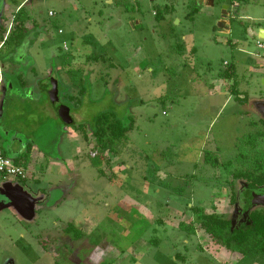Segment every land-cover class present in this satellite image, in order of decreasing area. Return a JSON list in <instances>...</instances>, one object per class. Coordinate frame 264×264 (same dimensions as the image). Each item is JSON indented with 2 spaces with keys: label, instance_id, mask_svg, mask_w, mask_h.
Instances as JSON below:
<instances>
[{
  "label": "rangeland",
  "instance_id": "rangeland-1",
  "mask_svg": "<svg viewBox=\"0 0 264 264\" xmlns=\"http://www.w3.org/2000/svg\"><path fill=\"white\" fill-rule=\"evenodd\" d=\"M235 6L227 0L24 2L27 29L40 35L26 47L23 67L13 66L6 79L16 93L14 77L21 73L47 102L49 80H61L60 103L71 108L75 124L28 100L19 119L0 120L10 136L31 140L43 165L63 166L62 172L29 169L25 182H0V264H71L55 253L57 241L70 237L68 224L76 236L84 233L82 243L93 253L102 251L94 260L88 254L89 264H264V254L219 246L197 223L201 214H217L235 227L250 211L264 210L263 204L248 210L246 183L233 181L224 166L236 165L239 140L260 130L252 123L264 119V50L257 45L264 42V0ZM16 9L6 11L10 19ZM233 69L235 79L222 78ZM234 89L248 100L238 101ZM106 112L125 123L132 118L133 129L105 155V168L102 158L90 156H100L91 131ZM207 153L221 165L207 164ZM8 188L29 196V216L7 198Z\"/></svg>",
  "mask_w": 264,
  "mask_h": 264
},
{
  "label": "trees",
  "instance_id": "trees-1",
  "mask_svg": "<svg viewBox=\"0 0 264 264\" xmlns=\"http://www.w3.org/2000/svg\"><path fill=\"white\" fill-rule=\"evenodd\" d=\"M25 0H22L24 2ZM250 0H227L229 5H234L235 3H246ZM18 6V2H16ZM163 11L158 10L155 13L156 19L161 21L163 18ZM193 14V13H191ZM15 25H22L23 22L29 19L28 15L24 10H20L15 13ZM193 20V19H192ZM21 31V29H19ZM232 76L236 77L234 69L231 71H226L222 78L229 79ZM230 77V78H232ZM236 80L233 83V87H236ZM233 95L236 96L237 100L243 101L240 98V93L237 90H233ZM254 127H261L260 130L247 135L239 140L240 152L236 158V165L233 162H228L224 164L226 169L230 171L232 180H240L246 183L245 189L248 191L247 196L249 198V203L251 204V199L256 195L258 191L264 189V119L259 121V123H252ZM84 128L85 126H81ZM85 129V128H84ZM133 129V119L130 118L128 123L121 121L116 113L106 112L98 115L95 120L93 128V136L95 137L97 145L100 147L101 152H104L107 148L110 150L115 149V145L127 138L129 131ZM4 153L7 155L5 150ZM102 156L95 157V161ZM205 162L214 167L220 166L221 162L219 159L212 155V153H207L205 155ZM16 165H19L17 161H14ZM238 197V194L236 198ZM234 199V202L237 199ZM198 224L201 229H203L208 236L217 245L222 246L229 250H234L241 255L249 254H264V210H252L249 213L248 219L245 222H241L237 226H233L231 220L217 214H201L197 218ZM181 228L195 230L194 225H182ZM77 231V237H81V234Z\"/></svg>",
  "mask_w": 264,
  "mask_h": 264
},
{
  "label": "flooded vegetation",
  "instance_id": "flooded-vegetation-1",
  "mask_svg": "<svg viewBox=\"0 0 264 264\" xmlns=\"http://www.w3.org/2000/svg\"><path fill=\"white\" fill-rule=\"evenodd\" d=\"M15 2H18V0ZM15 5L17 6V8H19L18 11H20V10L25 11V7H23V5H20V6H18L17 4H15ZM12 6L10 4L6 5L4 0H0V68L3 67L4 73L7 72V69H10L13 66L19 65L20 67H23V64L25 63L24 59H25V52L27 49L26 47H27L28 40L29 39L32 40L33 38L35 39L36 36L38 37L40 35V33H37L39 31V29H37L35 27H33V29L31 31H29L27 29V23H28L29 19L25 20L22 25H19V24H17V26L15 25L16 16L14 15L13 18L10 19V17L6 14V11H8V9L12 8ZM25 13H26V11H25ZM19 29H21V31ZM34 35H36V36H34ZM4 50H7V51H4ZM26 56H28V54H26ZM14 81L18 87V90H16V93L13 92L14 91L13 90L14 89L13 84L8 83V81L6 79V75H3L2 88L1 89L4 88L5 92L8 93V97L5 98L6 110L4 111L3 117L6 116L11 121H14L16 118L19 119L23 115V111L26 109V107L24 106L23 102L20 99L25 98V95L27 92V81H25L24 76L21 73L17 74L14 77ZM60 81L61 80H59V82ZM6 86H10L11 91H7ZM10 92H12L16 95H14V94L9 95ZM68 98L72 100V97H69V95H68ZM66 107L69 108V110H70V116H71V119L73 121L71 124H75V121L72 117L71 108L69 106H65V104L64 105L61 104V109L66 108ZM57 115H59V113ZM59 118H60V116H59ZM71 124H69V125H71ZM81 126H83V125H80L79 127H81ZM84 131L85 130H83V133H84ZM91 132L93 134V131H91ZM2 138H1V140H2ZM6 140L4 142H2V144L3 143L7 144L8 141H6ZM29 145H30V143H28V144L26 143L25 147L26 146L29 147ZM108 152L114 153L115 149L112 151V150H110V148H107L104 152H101V149H100L99 154H100V156H102V166L101 167L105 166V168H106V166L109 163V160L105 159V155ZM90 157H91V159H94L92 157V155ZM101 172L103 175H107V173L105 174V171L102 169H101ZM257 194H259V193H257ZM252 207L253 206H250L248 208V210L251 209ZM240 216L242 218H244V214L238 215L239 219H240ZM247 219H248V217H247ZM76 230H77L76 226H74L72 224H68L64 228V232L67 233V235L70 236L71 238L68 237V239H65V240H58L56 243V248H59V250L55 249L56 252L55 251L54 252L58 255L61 254V255H59L60 258H63L65 256L67 258V263L89 264L88 263L89 259L87 257H89V255H90V258L92 259V257H93V260H94L95 254L96 255H97V253L102 254V251L100 250V251H96V253L95 252L93 253L94 249L93 250L90 249L93 246H88L86 243H84V244L82 243L86 239V236L84 235V233L81 235V237L78 238L75 234ZM68 232L69 233L73 232V233H71L69 235ZM75 243H79L80 245L76 248L74 246ZM89 250L91 251L90 253H88ZM101 256L102 255H98L97 258H100Z\"/></svg>",
  "mask_w": 264,
  "mask_h": 264
},
{
  "label": "crops",
  "instance_id": "crops-1",
  "mask_svg": "<svg viewBox=\"0 0 264 264\" xmlns=\"http://www.w3.org/2000/svg\"><path fill=\"white\" fill-rule=\"evenodd\" d=\"M15 1H17V0H12V3H11V5H15ZM22 1V0H21ZM25 1H27V0H25ZM24 1V2H25ZM24 2H18L19 4H21V5H23V7H24ZM235 5H237V3H235L233 6H235ZM236 7V6H235ZM19 10V8H17L16 9V11H14V13H16L17 11ZM15 15V14H14ZM223 23V25H222V29H225V32H228L229 31V29L228 28H226V22H222ZM264 28H261L260 29V33H259V37L262 35V36H264V33H262V30H263ZM60 33H62V31H60ZM12 68V67H11ZM10 68V69H11ZM8 70L9 69H7V72H8ZM234 72H235V70H234ZM236 73V72H235ZM4 75H5V73H3ZM230 77H232V76H230ZM229 77V79H226V80H230V79H235V78H230ZM26 81V80H25ZM227 81V82H228ZM230 83L232 84V81H230ZM27 85H29L28 84V82H27ZM2 88V79L0 78V120H2L3 119V114H4V107H5V99H3L4 98V95L2 94V92H1V89ZM240 93V92H239ZM241 94V93H240ZM240 98L241 99H243L244 97L242 96V95H240ZM22 102H23V104H24V106L25 105H27V100L28 101H30L31 102V104H33V105H39V106H41V104H43V110L44 111H47V113H49V115H51V116H53V117H55L58 113H57V111L54 109V108H52V107H50L51 105H50V103H52V102H47V101H43V96H41V97H37L36 96V94L34 93V91L32 90V88L30 89L28 86H27V92H26V95H25V98H23V99H20ZM53 105V104H52ZM54 106V105H53ZM26 108H27V106H25ZM36 108V107H35ZM58 117H59V115H58ZM33 127H34V130H38V128L40 127V126H38V124H35V125H33ZM7 129V128H6ZM15 133V132H14ZM18 136L17 137H15L14 139H13V143H12V145H10V147H11V150H12V152H14L15 154H16V158L15 159H13L14 161H17L18 163H19V165L18 166H22V167H24L26 170H27V175L29 176V177H31L32 176V174H30L28 171H29V169H32V170H34V169H36V168H39V171L40 172H43V173H46V172H51L53 169H57L59 172L61 171H63V166L59 163V162H56L55 160H52V161H50L48 164H46V165H43V163H42V161L43 160H45L44 158V155L42 154V152H38V153H36V151H35V153H34V150H33V145H31L32 143H31V140L29 141V139L27 138V137H25V136H23V135H21L20 133H18L17 134ZM3 137V138H2ZM1 138H2V140H1ZM7 139V140H6ZM8 139L9 138H5V136H4V134H1L0 133V141L1 142H4L5 140L6 141H8ZM28 144V143H30V147H28V146H26L25 147V144ZM2 144V143H1ZM4 144V143H3ZM9 141L7 142V144H4V146H6V149L5 148H3L1 145H0V147L3 149V150H5V152L7 153V146H9ZM23 146V147H22ZM7 156L9 157V155H8V153H7ZM40 160H42V161H40ZM39 163V164H38ZM38 165V166H37ZM27 176V177H28ZM28 178H26V179H20V180H22V182H25L26 180H27ZM12 180H15V179H12ZM18 180V179H17ZM8 181V180H7ZM9 189V188H8Z\"/></svg>",
  "mask_w": 264,
  "mask_h": 264
},
{
  "label": "water",
  "instance_id": "water-1",
  "mask_svg": "<svg viewBox=\"0 0 264 264\" xmlns=\"http://www.w3.org/2000/svg\"><path fill=\"white\" fill-rule=\"evenodd\" d=\"M225 15L228 14L227 10L229 9V6H225ZM223 25V23H219V27L221 28ZM262 33H264V29L262 30ZM260 39H264V36H260ZM30 44V39L27 42V46ZM27 50V49H26ZM3 67L0 68V78H3ZM7 91H11V87L10 86H6ZM46 90L48 91L49 95H50V99L52 104L55 106V109L57 110V112L59 113L60 118L62 119V121L65 124H71L73 121L71 119L70 116V110L69 108H63L61 109V105H60V98H59V82L57 79L55 78H51L49 80V87L46 88ZM2 94L4 95V98L8 97V93L4 91L2 92ZM12 94V93H10ZM9 94V95H10ZM2 131V134H4L5 138H9V146H7V150H11L10 145H12L13 143V139L15 137H17L18 133H14L13 136L11 135V131L6 130V128H0ZM13 160V159H12ZM14 162V160H13ZM7 198L13 202L16 203L20 209V211L26 215L29 216L32 213V200L29 198V196L22 191L21 189H9L8 193H7ZM258 204H263L264 205V193H259L256 194L252 199H251V204L250 206H254V205H258Z\"/></svg>",
  "mask_w": 264,
  "mask_h": 264
},
{
  "label": "built area",
  "instance_id": "built-area-1",
  "mask_svg": "<svg viewBox=\"0 0 264 264\" xmlns=\"http://www.w3.org/2000/svg\"><path fill=\"white\" fill-rule=\"evenodd\" d=\"M53 15V13H50V16ZM257 45L260 50H264L263 40L258 41ZM27 174V170L22 166L16 165L0 147V182L12 179H26Z\"/></svg>",
  "mask_w": 264,
  "mask_h": 264
}]
</instances>
